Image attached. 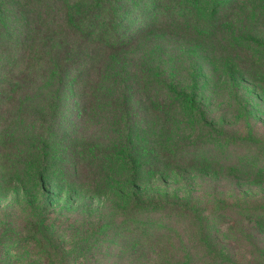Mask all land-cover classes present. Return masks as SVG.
Segmentation results:
<instances>
[{"label":"rangeland","instance_id":"374dc122","mask_svg":"<svg viewBox=\"0 0 264 264\" xmlns=\"http://www.w3.org/2000/svg\"><path fill=\"white\" fill-rule=\"evenodd\" d=\"M53 261L264 264V0H0V264Z\"/></svg>","mask_w":264,"mask_h":264},{"label":"trees","instance_id":"16d2710c","mask_svg":"<svg viewBox=\"0 0 264 264\" xmlns=\"http://www.w3.org/2000/svg\"><path fill=\"white\" fill-rule=\"evenodd\" d=\"M37 182H38V186H40V188H44V184H45V174H44V172L42 171V172H40V174L38 175V179H37ZM40 203H41V205H44L45 204V197H41V201H40ZM31 239H33V240H37L38 239V237L36 236V234L35 235H33L32 237H31ZM39 243H41V242H39ZM64 258V257H63ZM51 261H52V259H51ZM48 263V262H47ZM55 262L53 261V262H50V264H54Z\"/></svg>","mask_w":264,"mask_h":264}]
</instances>
